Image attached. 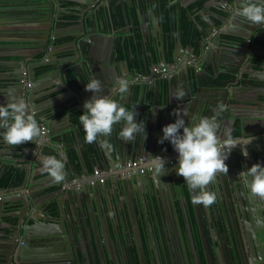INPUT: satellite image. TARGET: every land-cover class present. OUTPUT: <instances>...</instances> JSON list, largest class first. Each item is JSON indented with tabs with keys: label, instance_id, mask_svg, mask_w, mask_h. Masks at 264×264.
Segmentation results:
<instances>
[{
	"label": "water",
	"instance_id": "1",
	"mask_svg": "<svg viewBox=\"0 0 264 264\" xmlns=\"http://www.w3.org/2000/svg\"><path fill=\"white\" fill-rule=\"evenodd\" d=\"M68 1L41 0V6L36 9L30 7L34 4L23 7L17 0L0 1V56L3 57L6 52L13 55L12 58L6 59V62L0 63V67L4 65V68L11 67L9 72L12 74L7 84L9 88L0 89V103L6 102L9 97L24 100L29 105V114H34L37 122H46L47 127L46 133L42 135L44 137L38 138L35 143H24L23 145L27 147L20 151L5 150V147L12 146L4 142L2 136L4 129H0V151L4 149L0 153V158L7 155L0 159V169L8 171L11 166H17V163L12 161L23 159L28 164L17 167L26 176L27 173L30 174L28 181L26 176L22 180L25 189H21L24 193L20 198L4 200L9 190L5 187L0 189V264H87L90 252L83 254L85 251L82 247L84 244L87 245L88 251L94 247L90 228L107 229L112 215L111 210L117 205L119 207L122 197L140 203L145 202V198L150 202H164L165 198L169 202V197L173 202L172 205L178 202L187 213V197H192L193 192L184 179L175 172L178 155L172 156L175 150L171 143L159 142L162 127L175 121L176 117L172 115V111L177 107L187 110L189 115L184 117L185 120L197 116H215L222 136L228 133L234 136L236 131L235 136L249 138L241 146L238 144L225 161L228 175H217L215 183L209 185V191L217 196L219 211L215 222L211 225L218 234L221 229L220 223L230 232V236L227 237L230 241L229 260L220 254L222 264H264V202L254 198L244 180L239 177L240 172L254 163L259 162L264 165V92L259 91L264 89V82L262 85L257 84L261 82L260 75L264 74V68L254 67L255 60L259 58L264 60L262 59L264 57L258 56L264 51V24L251 25L234 15L241 0H214L220 2L217 6L221 13L209 14L205 11L204 14L210 18L209 21L206 19L194 21V29L200 30L201 33L193 38L194 31H192L189 42L184 45L175 23L171 43L169 32H162L158 22L159 29L156 30L155 35L149 33L151 27L147 20L150 17L153 19L155 13L151 9V3L146 0L143 2L100 0L96 5L94 4L96 0H84L81 2L82 8L95 6L86 15H83L80 6L75 8L78 19L69 29L71 39L62 44H56L53 40L52 45H47L50 33L55 37V31L61 26L60 20L67 15L64 4ZM75 1L79 5L80 1ZM208 1L210 0H206L204 4ZM35 4L39 5V3ZM180 5L183 6L184 3L181 1ZM28 8L37 11L33 13L35 20H30L26 12ZM198 9L196 6L195 10ZM187 16L192 20L190 12H187ZM203 23H206V27L202 26ZM21 26L30 28L14 29ZM38 26H41V29H37ZM131 29H137L142 35V40L150 46L148 56L151 63H148L143 55L141 67L127 68L125 61L118 59L117 55L111 57V53L115 52L116 48L124 47V40L130 35ZM34 33L43 38L33 37ZM216 38L219 44H215V47L220 49L218 53H212L210 51ZM252 41L262 51L256 50L253 44L249 46ZM15 42L16 44H11ZM164 42L166 44H163ZM226 42L236 45L233 55L223 49L226 47ZM139 43L141 44L140 41ZM9 44L16 49L8 47ZM59 46H70V51L56 56L52 50ZM153 51L158 58L157 62L153 57ZM44 52L47 53L38 59L37 56ZM184 55L188 57L183 58ZM221 58H234L235 67L224 69L220 65ZM204 59L216 64L215 76L209 67L204 69L202 74L197 71L196 66ZM21 62L25 63L30 82L26 94L20 82ZM155 64L160 68L168 67L170 76L156 77ZM243 67L247 69L245 73L248 77L243 76ZM72 70L74 75L82 77L83 87H80L78 81L69 74ZM222 76L227 78L224 79ZM238 76L242 82L239 85ZM135 77L137 79H134ZM253 77L255 80H252ZM91 78L101 82L104 95L115 92L118 78H132L129 82V92L123 100L118 94L113 98L119 100L129 110L135 105V111L138 113L136 120L144 121L146 136L137 135L136 141L123 142L118 139L122 125L116 124L112 134L113 143L90 144L85 142L82 125H75L70 119V113L65 115V119L72 126L60 131L50 126V122L56 119L52 117L56 112L51 115L42 114L43 112L38 114L36 86H40L42 91L76 90L78 109L82 110L83 102L91 96L90 92L84 90L85 84ZM177 87H182L187 92V95L179 101L172 97ZM248 94L258 96L252 113H245L252 109L242 106L245 104L242 100ZM247 129L253 131L245 133ZM250 140L251 142L246 145ZM89 145L91 151L88 149ZM244 146L248 152L246 157L241 155V147ZM69 147L75 150L72 156ZM47 156H56L65 163V180L53 184V190L58 191L55 196L52 195L53 197L43 190V186L39 191L32 186L33 175L36 170L42 169L41 160ZM155 156H165L163 158L165 161L170 157L174 162L165 164L160 174L154 163ZM135 158H141L150 169L141 175L131 174L128 169L109 172L104 177V184L99 183V179L103 176L97 175L94 184L87 185L85 184L87 181L84 180L83 187L78 190L74 187L75 184H70L74 178H80L81 174L88 175L90 166L101 172L104 169H117L123 163ZM48 177L47 174L44 178L48 179ZM107 182L114 186L113 191H110ZM63 184L66 185V191H63ZM165 185L169 188L168 196L163 190ZM107 188L108 194L105 195ZM18 205L26 206L27 211L24 215L2 214L4 209H12ZM196 207L199 208L198 205ZM118 212L125 221L134 216V213L125 206H122ZM11 220H15V223ZM28 220L31 223L25 225ZM143 224L146 234L150 237L155 236L154 224L158 227L156 241L161 246L162 261L156 260L155 263L203 264L201 257L192 248L191 241L195 244V240L188 230L183 229L179 216H176V220L171 224L165 216L157 222L153 221L150 227L146 220ZM109 233L107 230L105 234L101 233L100 237L104 238V244L110 248L111 245L118 243L119 239L113 235L109 243ZM99 239L97 237V240ZM120 247L123 248L124 244H120L118 248ZM205 251L208 256L209 250L205 249ZM207 260L205 264H213L212 259ZM102 263L107 264L103 259Z\"/></svg>",
	"mask_w": 264,
	"mask_h": 264
},
{
	"label": "clouds",
	"instance_id": "2",
	"mask_svg": "<svg viewBox=\"0 0 264 264\" xmlns=\"http://www.w3.org/2000/svg\"><path fill=\"white\" fill-rule=\"evenodd\" d=\"M234 15L251 25L264 24V0H241ZM22 66L24 68L25 63H21V69ZM26 83H28L26 87L29 88L28 79ZM116 85L113 94L104 95L98 79L91 78L85 84L84 90L90 92L91 96L83 102V112L78 117L84 131L85 142L91 144L97 142L98 138L112 136L116 124H122L118 139L123 142H134L137 135L146 136L144 121L136 120L138 113L135 111V105L129 110L123 103L113 98L118 94L123 100L129 92V81L118 78ZM186 95L187 92L182 87H177L172 93V97L178 101ZM29 112V105L22 99L9 97L6 102L0 103V129H4L2 136L7 145L18 147L24 143H35L46 133L44 121L37 122L34 114ZM172 115L176 119L162 127L159 142H170L178 154L175 172L184 179L193 192L192 203L210 207L216 203L217 196L207 190L208 185L215 183L217 175H228L225 161L238 144L241 146L242 141L230 133L222 136L215 116H197L185 120L184 117L189 114L180 107L173 109ZM100 142L106 143L105 140ZM250 142L251 140L246 145ZM241 155L245 157L248 155L245 146L241 147ZM154 163L161 174L167 162L162 157L155 156ZM41 166L52 182L61 183L65 180V163L62 159L47 156L42 158ZM239 177L244 180L253 197L264 202V165L254 163L240 172Z\"/></svg>",
	"mask_w": 264,
	"mask_h": 264
},
{
	"label": "flooded vegetation",
	"instance_id": "3",
	"mask_svg": "<svg viewBox=\"0 0 264 264\" xmlns=\"http://www.w3.org/2000/svg\"><path fill=\"white\" fill-rule=\"evenodd\" d=\"M141 1L143 2V0H141ZM146 1L150 2L151 4L153 2L154 3L156 2L158 4V5H156L157 9L155 6L151 5V9H152V11H154L155 17L153 18L154 24L151 27V31L149 33H151L152 35H155L156 30L159 29L157 26V22L161 26L162 32L168 31L167 29L164 28V25L161 21V15H160L159 10H158V6L160 5V0H146ZM196 1L197 0H195L194 2H196ZM17 2L21 3V6H23V7H29V4H34V5L30 6V7H33L34 9L41 6V0H17ZM35 3H39V5L37 4V6H36ZM167 3L169 4L168 0H167ZM11 5H14V4L11 3ZM187 6H189V5H187ZM186 7H184V8H186ZM33 8H28L26 11V12H28L27 14L30 17V20L36 19L35 14H33V13H37V11H35ZM179 11H180V7H178V9L175 11V15L172 14V18H173V16H176V18H178ZM118 12H120V11L118 10ZM14 13L17 14L16 12H14ZM31 16H33V17H31ZM191 17H192V15H191ZM33 27H34V25H33ZM195 30H196V32L194 31L193 38L197 37L201 33L200 30H198V29H195ZM169 36H170V34H169ZM139 41L141 42V44L139 43ZM164 41H165V39H164ZM163 44H166V42H164ZM130 45H131V47H130ZM123 46L126 48V50H125L126 56L122 57L121 60L125 61V65L127 66V68L128 67L130 68L133 66L134 67H138V66L141 67L142 66V57L141 56H143V55H145L147 62L151 63L150 57L148 56V54L150 52V46L147 45L142 40V35L137 29H131V33L128 36V38H126L124 40ZM142 49H143V51H142ZM116 55L117 56L119 55V53H117V51L111 53L112 58L115 57ZM153 57L156 58L155 51H153ZM256 65H259V63H256ZM260 65L262 66L263 64H260ZM69 74L72 75L76 81H79L76 78V76H74L73 70L70 71ZM21 75H22V73H21ZM22 78L28 79L27 71H26V75L24 77L22 76ZM28 91H29V88L25 86L23 88L24 94H26ZM259 91L264 92L263 89H259ZM256 98H258L257 95H256ZM37 103H38V101H37ZM147 108L149 109V107H147ZM25 147H27V146L21 145L18 147L12 146V147H8V148L12 149L13 151H20L22 149H25ZM10 149H7L6 151H9ZM4 156H7V155H4ZM8 156H10V155H8ZM2 158H0V159H2ZM19 165L22 166L23 164L18 163L17 166H19ZM17 166L16 167L11 166L8 171H4L3 169H0V183H1L2 179L5 177V175L9 174V177L7 179L8 180L7 185H5V186H3V184L0 185V189L5 187V188L9 189L10 191H12V194H15V196H14L15 198H20V196H22V193L20 191H21V189H23V186H24L22 180L26 175L23 172H20L19 168ZM40 171H41V169L36 170V173L33 175V182L34 183L32 184V186L37 191H39L42 188V186H39V185L40 184L42 185L41 182H43V181H41L42 178H40L43 176L42 175L43 172H40ZM26 177H27L26 181H28V177H30V174L27 173ZM36 187H38V188H36ZM14 190H20V191L17 193H14L13 192ZM163 190H164V193H166L168 196L169 189H168L167 185H165ZM168 200H169V202H167L166 199L164 198V202H150L147 198H145V202L140 203V202H134V200H132V199L129 200V198H127V197H122L121 200L119 201L120 202L119 207L117 205L115 207V209L111 210L112 215L110 216V219L108 221L107 229L105 228V229H96L95 230L92 227L90 228L92 235H96L98 231H100L99 235L101 233L105 234L106 231L108 230L110 232L109 233L110 236L108 237L109 243H110V238L112 239L113 235L118 237V239H119L118 243H116L115 245H111L110 248L106 246L107 247L106 249H104V248L99 249V246H97L98 250H100V255L95 253V250L97 248H95V244H94V247H93L94 249L91 250V253H92L91 257L88 256V258H87V260H89V262L87 264H99L101 261L100 260L98 263L99 256L107 264H158V262L155 263L156 260H159L161 262L162 260L160 257V247H155V236L150 237L148 234H146L145 225L141 221L146 220V222L149 224L148 226L150 227L153 225L152 224L153 221L157 222V220L161 219L162 216H166L168 219H171V220L174 219L177 215L179 216L181 214V207H180L179 203L175 202V205H172L173 202H172V200L169 199V197H168ZM122 206L128 207L134 213V216L132 217V219L125 221L120 217L121 214L118 211ZM198 206L202 210L204 209L206 211V214L209 217H212V216L217 217L218 216L219 211H218V204L217 203H215L212 206L207 207V208L203 205H198ZM26 211H27L26 206L22 207V205H18L16 207L10 209L8 211V213H10L11 215H16V214H18V215L23 214L24 215L26 213ZM180 217H181V215H180ZM11 222L15 223V220H11ZM30 223L31 222L28 220L25 222V225H28ZM220 226H221L220 234L217 237V239L215 238L216 234L213 237H209V235L202 232L201 233V239H200V241H198L199 243H196V238L194 236L195 244L193 243L192 246L197 250L196 254H198L200 257H202L201 262L203 259L202 253L205 254V259L207 262L208 261L207 259H212L211 257L213 256V253H212L213 251H214V253L220 252V254H222V256L226 257L227 260L229 259L230 241H229V238H227V237L230 236V232H228V230H226L225 226L222 225L221 223H220ZM150 240H152V242H150ZM92 241H94V240L92 239ZM120 244L121 245L124 244V247L118 248V246ZM215 244H218V245L215 246ZM205 249L209 250L208 256L206 255ZM202 263L205 264L204 262H202Z\"/></svg>",
	"mask_w": 264,
	"mask_h": 264
},
{
	"label": "crops",
	"instance_id": "4",
	"mask_svg": "<svg viewBox=\"0 0 264 264\" xmlns=\"http://www.w3.org/2000/svg\"><path fill=\"white\" fill-rule=\"evenodd\" d=\"M0 1L1 2H9L10 0H0ZM79 1H80L79 2V5H78V3L75 0H69L67 3L64 4V8L67 9L66 12H65V14L72 15L73 19L72 20H66V19L63 20V19H61L60 20V25H61L60 28L55 31L56 32L55 37L53 36V34L50 33V37L48 38L47 45H52L53 40H56L55 41L56 44H62V43L67 42L69 39H71V33H70L69 29L72 27L73 23H75V21L78 19V16H77V13L75 11V8H77L79 6L81 7L82 6V3L81 2H83L84 0H79ZM168 1H169V4H171L172 6L175 5L176 8H178V7L184 8L187 5H190V4L193 3L191 0H168ZM181 1L184 3V6L180 5ZM95 2L96 3H94V4L96 5V4H98L100 2V0H96ZM219 3L220 2H216L214 0H210V1L206 2L205 4L203 3L204 5H202L198 10H195V7L196 6H193V7L190 8V10H188V12L191 13L193 19L194 18H198V20L199 19L200 20L206 19V20L209 21L210 18L207 15H205L204 12L205 11H208L209 14H211V13H221L220 8L217 6V4H219ZM95 5H93L91 8H82L81 7V12H83V15H86L87 12L90 9H93V7ZM54 11L55 10H53L52 12H54ZM147 21H148L149 26L152 27L153 24H154L153 23V19L150 17V19H148ZM202 26L203 27H206V23H203ZM23 28L24 29H28L29 27L28 26L27 27L21 26V28L20 27H15L14 29H23ZM37 29H41V26H38ZM213 30L216 31L215 29H213ZM32 36L33 37L43 38L42 36L37 35V33H34ZM255 43H260V41H255ZM11 44H16V42L15 43H11ZM11 44H9L10 46H8V47H13V46H11ZM215 44H217V45L219 44L217 38L214 41L213 48L210 51L212 53H215V52L218 53V51L220 49L219 47L216 48L215 47ZM252 44L254 45V42L253 41L251 42V44L249 43V46L252 45ZM225 46L226 47H223V49L225 48L224 50H226V48L234 47L236 45L234 43H232V42H226L225 43ZM254 48H256V50L262 51L258 47V45H254ZM13 49H16V47H13ZM69 51H70V46H66V47L59 46L58 48H54L52 50V53L54 55H56V56H61V55L65 54V53H67ZM263 52L260 53V55H258V56L264 57V53ZM46 53L47 52L41 53L42 54V57ZM12 57H13V55L11 53L6 52V53L3 54V57L0 56V63L1 62H6V59H10ZM182 57L183 58H187L188 56H185L184 55ZM37 58H38V56H37ZM206 58H207V56H206ZM157 61H158V59L155 62H157ZM21 63H23V62H21ZM220 65L224 69H226V70L227 69H230V68H228V66H227V64L225 62L224 63L223 62H220ZM4 67H5V65L2 66V67H0V89H8L9 88L8 85H7V84H9L8 81L12 78V74L10 73L11 72V67H8V66L6 68H4ZM207 67H209L212 70V73H214L213 74L214 76H215V74H217V73H215L217 71V69H216V64L214 62L206 61L204 59V60H202L196 66L197 71L199 73H201V74L204 71V69H206ZM245 67L242 68L243 71H244L243 76L244 77H248L246 75V73H245V70H247V69H245ZM258 67H263L264 68V64L262 66L259 65ZM258 67H255V68H258ZM134 79H137V77H135ZM127 80L129 82H131L132 81V78H128ZM252 80H255V78L253 77ZM260 80H261V82H258L257 84L262 85V83L264 82V74L260 75ZM239 84H242V82H241L240 77L238 76V85ZM83 85L81 84L80 87H83ZM36 89H37V92H38L36 94V98H37L36 101H38V103L36 105V108H37L38 114H41V112H43L42 114L49 113L51 115L53 112L54 113L56 112L52 116L54 119L56 118V120H54L53 122H50V126L53 127L56 131H60L61 129H63L65 127H68V126L71 127L72 126V124L69 123L67 121V119H65V115L66 114H69V113H70L72 122H74L75 125H79L80 124L79 121H76L74 119V115H73V111H78L80 114L83 112V109L82 110H79L78 109L79 106L77 105V101H76V97H75L76 94H77L76 93V90L71 89L70 91L68 90V91H65V92H61V91H54V89H50L48 91H42L40 86H36ZM263 91H264V89H263ZM256 99H257L256 98V94H251V95L248 94L246 97L244 96V99L242 100V103H245V104H242V106L243 107H246V108H251L252 109L251 111H246V112L244 111L245 113H250V112L252 113L253 112V109L256 107L255 104H254V102L256 101ZM82 106H83V104H82ZM59 112H61V113H59ZM72 116H73V119H72ZM43 123L46 124L45 122H43ZM120 125H122V124H119L118 126H120ZM252 131L253 130H251V129H247L245 131V133H250ZM238 133L240 134V132H238ZM235 135L236 134L234 133V136L233 137L240 139L242 141V143H245L246 140H249V138L243 139V137H240L241 135H239V137H237ZM41 137H44V136H41ZM101 140H105L106 143H113L114 142L113 137L110 136V137H107V138H98V141H97L96 144H100L101 143L100 142ZM7 149H10V148L5 147V150H7ZM88 149L90 150V145L88 146ZM3 150H1L0 153ZM35 151H37V150H35ZM69 153L72 156L73 154H75V150L73 148H70L69 147ZM87 157H89V155ZM87 157H86V161H87ZM12 162L13 163H17V164L18 163L19 164H23V165H27L28 164L27 162L23 161V159L20 160V161L18 159V160L12 161ZM78 166L81 169L80 163L78 164ZM41 170H43V169H41ZM94 170H95V168L93 169V167L90 166L89 167V174L88 175L87 174H81L80 175V178L79 177H76L78 179L74 178L73 181H72V183H70V184H77V183L80 184L81 183V188H82L83 187L82 182H84V180H85V181H87V182H85V184L91 185V184H88V180L91 179V178L94 179L95 176H97V175H93ZM118 171H119L118 169H113V168L108 169V170H105L104 169V170H102V173H100V174L98 173V176H104L105 177L107 174H109V172H118ZM75 173L76 172H74V174ZM42 175L43 176L40 177V178H42L41 181H43V182H41L42 185L40 184L39 186H43V190H46V193L49 196H51V197H53L52 195L55 196V194H57L58 191L57 190H53V187H54L53 184H54V182H52V180H51L50 177H48V179L44 178L45 175H47L46 172L45 173H42ZM43 178L45 180H43ZM107 185H108V188L110 189V191H113L114 190V186L112 184H110V183L107 182ZM65 186L66 185H64V184L62 185L63 191H66V189H65L66 187ZM38 187H36V188H38ZM108 188L104 192L105 195L108 194ZM23 189H25V186H23ZM29 190H31V188H29ZM207 190H209V185H208V189ZM20 192L22 194L24 193L22 191H20ZM14 196H15V194H12V191H9L8 192V195H6L3 199L4 200H6V199H12V198L15 199ZM187 199H188V205H187V211L188 212L186 213V210L181 207V214H180L181 217L179 215L180 222H181V224L183 226V229L188 230L189 233H190V235L193 236V238L195 236L196 243H199L198 241H200V239H201V233L202 232L205 233V234H207V235H209V237H213L216 234V237L215 238L217 239V237L219 236V234L217 233L216 230H213L212 229V225H211L212 223L215 222V220H216L215 217H213V216L212 217H209L206 214V211L204 209L202 210L201 208L199 209L198 207H196V205H194L192 203V201H191V196H188ZM67 203H68V205H70L69 202H67ZM110 207H111V205H110ZM9 210H10V208L4 209L2 214L8 213ZM166 219L171 224V223H173L176 220V217L174 219H172V220L171 219H168L167 217H166ZM141 222H143V221H141ZM48 226H50V225H48ZM226 226H227V228H229L228 225H226ZM154 230H155V247H161L159 245L158 241H156L157 233H158V227H157L156 224H154ZM214 232H215V234H214ZM99 233H100V231L97 232L98 236H97V234L96 235H92L93 236L92 239L94 240V241H92V244H95V248H97V246H99V249H103V248L106 249L107 248L106 247L107 245L104 244V238H101L100 235H99ZM80 235L82 236V233H80ZM97 237L100 238V239L97 240ZM192 245H193V242H192ZM216 245H218V244H215V246ZM192 248L194 249L195 253H197L196 252L197 250L193 246H192ZM82 249L85 251V252H83V254H87L88 252H90V257H91V254H92L91 253V250L94 249V248H91L88 251L87 245L84 244V246L82 247ZM95 253H97L98 255H100V250H98V248H97L95 250ZM212 253H213V256L211 258H212L213 264H222V258L220 256V252H217V253L215 252L214 253V251H213ZM202 254H203L202 262L206 263L205 254L204 253H202ZM99 261L102 264V258L100 256H99V259H98V263H99Z\"/></svg>",
	"mask_w": 264,
	"mask_h": 264
},
{
	"label": "trees",
	"instance_id": "5",
	"mask_svg": "<svg viewBox=\"0 0 264 264\" xmlns=\"http://www.w3.org/2000/svg\"><path fill=\"white\" fill-rule=\"evenodd\" d=\"M204 2H205V0H197L196 2L187 6L186 8H180L178 18H176V16H173V18H172V14L175 15V11L178 8H176L175 5H173V6H171V4L169 5L167 3V0H160V5L158 6V10H159V13L161 15V21L164 25V28L168 30L165 32H169V34H170V36H169L170 43L172 42V36L174 33V28H173L174 23L176 24V28L178 29V34L180 35L183 44L186 45L189 42L192 31L196 32V30L194 29V21L198 20V18H194L192 20H189V17L186 14H187L188 10H190L191 7L197 6L198 8H200ZM151 5L155 6L157 9L156 5H158V4L156 2L155 3L153 2ZM118 10L120 11V8H118ZM62 19L63 20H65V19L66 20H72L73 17H72V15L67 14ZM125 50H126V48L122 47V46L116 48L117 53H119L118 59L119 58L121 59L122 57L126 56ZM234 50H235L234 47H229V48H226L225 52L229 53L230 55H233L235 53ZM41 56H42V54H40L38 57H41ZM157 59L158 58L156 57L155 61ZM260 59L261 58H259V60L254 61L255 67H258L260 64H264V61L260 60ZM262 59H264V58H262ZM220 62H223V63L225 62L227 64L228 68H232V69L236 65V60L234 58H231V59L221 58ZM256 63H259V65H256ZM76 78L79 80L78 81L80 83L79 86L81 84L82 85L84 84L81 76H76ZM222 78L226 79L227 77L222 76ZM79 114L80 113L78 111H73L74 119L76 121H79V119H78ZM72 119H73V116H72ZM235 134H236V131H235ZM40 172L45 173L44 170H41ZM8 177H9V174H6L5 177L2 179L0 185H2V184H3V186L7 185Z\"/></svg>",
	"mask_w": 264,
	"mask_h": 264
},
{
	"label": "built area",
	"instance_id": "6",
	"mask_svg": "<svg viewBox=\"0 0 264 264\" xmlns=\"http://www.w3.org/2000/svg\"><path fill=\"white\" fill-rule=\"evenodd\" d=\"M168 72H169L168 67H162V68H160V67H158L157 64L154 65V75L156 77H158V78H167V77L170 76V73H168ZM21 73H22V76L23 77L26 75V69L23 68V66H22V69H21ZM20 81L22 83H25V84L28 85V83H26V79L22 78ZM177 155L178 154L176 153V151H174V153H172V156H177ZM162 158H165V156H163ZM166 162H167L166 164H173L174 160L172 158L168 157L167 160H166ZM117 169L119 171L120 170L128 169L129 170V173H131V174H140L141 175V174H144L147 170H149L150 169V166L146 167V162L142 161L141 158H135V159H131V160L123 163ZM98 173L100 174V173H102V171L101 172H98L97 170H94L93 175H98ZM104 179H105L104 177L103 178H100L99 179V182L100 183H103L104 182ZM94 182L95 181L92 178L88 180V184H91L92 185V184H94ZM74 187L76 189L81 188V183L80 184L79 183L75 184ZM20 243H21V241H20Z\"/></svg>",
	"mask_w": 264,
	"mask_h": 264
},
{
	"label": "bare ground",
	"instance_id": "7",
	"mask_svg": "<svg viewBox=\"0 0 264 264\" xmlns=\"http://www.w3.org/2000/svg\"><path fill=\"white\" fill-rule=\"evenodd\" d=\"M22 83V82H21ZM23 84V86L25 87L26 86V84L25 83H22ZM2 200V199H1Z\"/></svg>",
	"mask_w": 264,
	"mask_h": 264
}]
</instances>
